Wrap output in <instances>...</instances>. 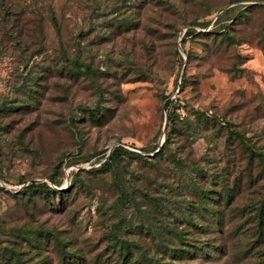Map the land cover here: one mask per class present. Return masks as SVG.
Returning a JSON list of instances; mask_svg holds the SVG:
<instances>
[{"label": "rangeland", "instance_id": "rangeland-1", "mask_svg": "<svg viewBox=\"0 0 264 264\" xmlns=\"http://www.w3.org/2000/svg\"><path fill=\"white\" fill-rule=\"evenodd\" d=\"M260 207L264 0H0V264H120L121 240L181 264L172 222L186 264H264ZM216 218L252 231L226 249Z\"/></svg>", "mask_w": 264, "mask_h": 264}, {"label": "trees", "instance_id": "trees-1", "mask_svg": "<svg viewBox=\"0 0 264 264\" xmlns=\"http://www.w3.org/2000/svg\"><path fill=\"white\" fill-rule=\"evenodd\" d=\"M128 0H123L124 3H126ZM232 1H236V0H232ZM221 20V17H219ZM219 22V21H218ZM193 24V23H192ZM198 24L199 27L201 28H206L207 25L209 24L208 21L205 22H200V23H196ZM216 31H221L222 33H224L226 30L225 28H223V26H221V24L219 26H217L214 30V32ZM203 31H198L196 29H188L183 38L181 39V44H183L186 40L187 37L189 36H193V35H199L202 34ZM228 34V33H227ZM230 37L234 38V35L229 34ZM183 76L184 73L182 74V80H183ZM173 102V99L170 98L169 96L166 97V100L164 101V108L167 110L168 114L166 117V127L170 128L173 127L175 125V116H177V110L171 108V104ZM179 107V106H178ZM177 107V108H178ZM232 133L235 134H239V132H237L236 130L232 131ZM170 141V136L168 134V132L165 133V139L163 141V144L159 147V145L155 146L153 148V150L157 149V153L160 152L162 150V148L165 146V144H167ZM135 153L124 149L123 147H115L108 155V158L106 160V162L104 164H109V162H111L112 160H119L121 159L123 156H127V155H133ZM108 161V162H107ZM51 181L56 185V186H60V182H58L55 178H51ZM25 191L26 192H33V191H41L44 195H50L52 192H55V188L53 186H51L48 182H36V181H32L30 183H28L25 186ZM225 195L227 197V201L229 202L233 196L235 195V193L232 194V192L230 190L225 192ZM263 205V204H262ZM261 209L258 210L259 214H260V218L258 220V224H257V228L259 227H263V208L260 207ZM227 218H216L214 223H213V227L208 228L210 230V232H213L212 235H214V233L217 234V232L220 233L217 234V236H219V239L221 240L219 243L220 245H223V247H225L226 249L229 247L228 245V233L230 231V229H233L235 233H241V232H248L249 230L252 231V218H239L238 220L235 221V223L232 225L230 222L225 221ZM188 221V218H187ZM197 226L200 227V229H203L204 226L201 222H197L195 220H192ZM181 226H178L177 224H174L172 222V224H170L169 226V232H171V234H173L174 236L177 237L178 240L182 241L184 243V247L181 248V250H178L177 246L173 245L169 246L167 245L166 247V253L169 255L170 258H172V260L174 259H179L181 260V264H186L185 260H182L183 258H186V256H189L192 252L193 249H195L196 247H193L195 245H198L200 242H198L197 240L192 241V240H188V238H186V230H183L180 228ZM162 235V234H161ZM215 236V235H214ZM211 237V236H210ZM211 239V238H210ZM219 243L216 242H210V240L206 243H202L199 245V247L204 251L205 249L208 250V248L211 247H217V245ZM119 245V254L122 257V262L120 264H158V262L155 261L153 256H150L148 253L146 252H142L141 258L139 261L134 260V252H133V248H132V244L129 240H121L118 242Z\"/></svg>", "mask_w": 264, "mask_h": 264}]
</instances>
